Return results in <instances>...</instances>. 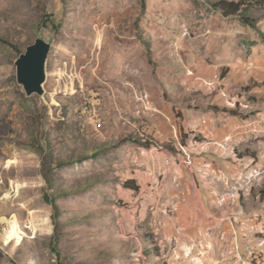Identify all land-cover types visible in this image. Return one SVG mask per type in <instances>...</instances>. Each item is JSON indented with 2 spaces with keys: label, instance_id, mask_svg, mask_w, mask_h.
I'll use <instances>...</instances> for the list:
<instances>
[{
  "label": "rangeland",
  "instance_id": "1",
  "mask_svg": "<svg viewBox=\"0 0 264 264\" xmlns=\"http://www.w3.org/2000/svg\"><path fill=\"white\" fill-rule=\"evenodd\" d=\"M250 1L225 17L214 5L241 0H0V264H220L236 238H264V81L249 76L264 4ZM39 37L45 94L29 97L15 62ZM211 145L233 152L229 171L213 173Z\"/></svg>",
  "mask_w": 264,
  "mask_h": 264
},
{
  "label": "water",
  "instance_id": "2",
  "mask_svg": "<svg viewBox=\"0 0 264 264\" xmlns=\"http://www.w3.org/2000/svg\"><path fill=\"white\" fill-rule=\"evenodd\" d=\"M52 50V43L43 37L29 45L16 60L17 81L23 86L27 96L45 94L47 81V61Z\"/></svg>",
  "mask_w": 264,
  "mask_h": 264
},
{
  "label": "crops",
  "instance_id": "3",
  "mask_svg": "<svg viewBox=\"0 0 264 264\" xmlns=\"http://www.w3.org/2000/svg\"><path fill=\"white\" fill-rule=\"evenodd\" d=\"M222 67H219V65H216L215 68H213L211 70V72L213 73V75L218 76L221 75V81L225 83V80H226V76L224 75L226 70L224 71L221 70L222 68H224L225 65H221ZM263 66V65H262ZM262 69V68H261ZM249 76H254L257 80H261V81H264V66H263V69L261 71L259 70H256L255 72H252L249 74ZM253 92V91H252ZM220 98V96H216L215 99L218 100ZM196 113V112H195ZM201 113H204V112H198L199 115H201ZM198 117V116H197ZM184 123V122H183ZM184 125V124H183ZM216 131L213 132L214 134V139L217 141V142H228L230 141V138L228 137L229 133H230V128H225V126L223 128H220V127H217L215 128ZM184 130H185V127H184ZM186 132V131H185ZM228 137V138H226ZM179 140V139H178ZM188 140L189 138H187V140L185 141V144L181 145L180 142H178L184 149H187L189 150V144H188ZM227 144V143H226ZM197 145V144H196ZM228 146L230 145V142H228L227 144ZM256 145V144H254ZM212 146V145H211ZM231 148V147H230ZM212 150L210 151L211 152V156L212 158H214L212 161H211V165H213V173H216L217 175H219V173H224V172H227L229 171V166H230V163L226 162V161H223L222 158H230L232 156V151L228 148L227 150H221L219 148H215L212 146L211 148ZM191 152V151H189ZM218 157V159H216L215 157ZM246 155H244L245 157ZM216 159V160H215ZM249 159L248 157L245 158V159H242L241 162H245V160ZM215 160V161H214ZM241 165H245L244 163H242ZM249 165V164H246V166ZM193 170V169H192ZM211 171V169L208 170V172ZM207 172V173H208ZM204 174V173H203ZM204 176V175H203ZM199 205V210H202V206H205V203L204 201L201 199L200 202L198 203ZM205 208V207H204ZM208 216V215H207ZM206 219V221L204 222V220ZM205 219L203 218V221L199 220L198 223H197V232H199V234H202V231H204L206 229L205 226H207L208 224L210 225V220L207 219V217H205Z\"/></svg>",
  "mask_w": 264,
  "mask_h": 264
},
{
  "label": "built area",
  "instance_id": "4",
  "mask_svg": "<svg viewBox=\"0 0 264 264\" xmlns=\"http://www.w3.org/2000/svg\"><path fill=\"white\" fill-rule=\"evenodd\" d=\"M248 184L245 186L247 187ZM254 238L244 236L239 242L236 238L235 249L220 264H260L264 248V238L256 245L253 243ZM258 246V247H257Z\"/></svg>",
  "mask_w": 264,
  "mask_h": 264
},
{
  "label": "trees",
  "instance_id": "5",
  "mask_svg": "<svg viewBox=\"0 0 264 264\" xmlns=\"http://www.w3.org/2000/svg\"><path fill=\"white\" fill-rule=\"evenodd\" d=\"M246 0H241L239 3H227L224 5L223 2H219L214 5V8L220 11L225 17H231V16H237L240 15L243 12V6H245ZM250 2H255L257 4H264V0H251ZM245 22H248L247 19H243ZM177 118V124H178V139L181 145L185 144V141L187 140V137L183 136L184 134V125H183V118L181 116L180 112L176 113ZM133 181H129V184H131ZM135 191L137 189H134ZM45 198L48 200L49 203L53 206V209L56 212V219L58 218L59 214V205L55 201V199L52 196L46 195ZM51 249L60 255L58 248L56 245H52Z\"/></svg>",
  "mask_w": 264,
  "mask_h": 264
}]
</instances>
